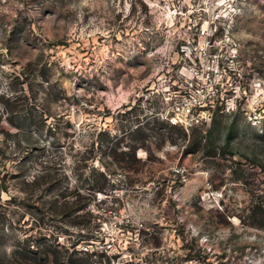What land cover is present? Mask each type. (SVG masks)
Masks as SVG:
<instances>
[{"label": "rangeland", "instance_id": "1", "mask_svg": "<svg viewBox=\"0 0 264 264\" xmlns=\"http://www.w3.org/2000/svg\"><path fill=\"white\" fill-rule=\"evenodd\" d=\"M237 1L229 78L184 129L141 0H0V264H264V0Z\"/></svg>", "mask_w": 264, "mask_h": 264}, {"label": "built area", "instance_id": "2", "mask_svg": "<svg viewBox=\"0 0 264 264\" xmlns=\"http://www.w3.org/2000/svg\"><path fill=\"white\" fill-rule=\"evenodd\" d=\"M141 1L150 15V27L145 32L153 51L175 53L171 63L174 75L172 80L168 79L171 85L163 96L167 108L160 115L184 129L208 122L210 108L219 100L224 78H229V63L238 56L234 35L238 1ZM175 172L185 178L183 169ZM111 209L110 205L106 211ZM104 227L105 222L101 221L99 230L104 231ZM98 241L111 246L107 238Z\"/></svg>", "mask_w": 264, "mask_h": 264}]
</instances>
